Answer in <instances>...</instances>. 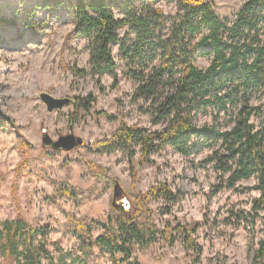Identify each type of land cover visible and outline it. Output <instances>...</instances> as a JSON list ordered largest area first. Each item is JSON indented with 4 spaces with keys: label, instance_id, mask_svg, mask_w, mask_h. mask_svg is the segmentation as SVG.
<instances>
[{
    "label": "rangeland",
    "instance_id": "374dc122",
    "mask_svg": "<svg viewBox=\"0 0 264 264\" xmlns=\"http://www.w3.org/2000/svg\"><path fill=\"white\" fill-rule=\"evenodd\" d=\"M208 1L217 15L231 24L246 0ZM43 2L0 0V224L19 215L29 228L40 229L32 243L42 245L40 254H36L41 264H114L106 252L82 245L78 234L66 226V213L106 221L114 180L127 194L134 169L138 176L136 191L144 192L152 184L165 181L181 192L169 214L159 210L161 199L152 201L158 226L162 227L165 219L202 222L194 235L201 247L197 262H193L195 255L185 251L180 241L169 246L161 240L135 249L141 264H264V259L253 261L254 250L264 238V204L254 223L235 224L231 216L239 210H251L259 191L247 187L254 185L255 178L238 182L235 189L225 187L226 176L221 177L214 163L207 160L218 143L199 139L188 155L165 145L151 154L153 162L148 164H139L138 146L132 164L122 150L105 153L88 148L95 140L109 136L121 120L148 129H161L165 123L153 124L145 111L147 104L133 100L135 83L127 74L120 42L110 45L116 80L108 73H93L88 40L77 33L70 12L64 7H44ZM136 3L161 7L168 15L178 12L174 1ZM116 16L122 14L116 12ZM126 32L127 27L120 28L119 37L123 38ZM210 59L199 50L195 53L199 67H207ZM42 91L54 97L92 95L95 100L88 110L72 102L48 112L39 98ZM247 98L250 105L263 104L264 88L252 86ZM239 105L234 98L220 112L216 106L197 110L193 123H214L221 130L228 129L234 124ZM250 122L257 127L261 117L252 115ZM43 130L52 139L72 132L83 138V144L69 151L45 149L41 146ZM88 160L105 167L112 181L92 177L84 163ZM65 180L86 189L87 198L73 200L60 194L59 183ZM118 204L121 208V202ZM98 232L95 229L93 234ZM19 245V250L25 251L24 239Z\"/></svg>",
    "mask_w": 264,
    "mask_h": 264
},
{
    "label": "trees",
    "instance_id": "16d2710c",
    "mask_svg": "<svg viewBox=\"0 0 264 264\" xmlns=\"http://www.w3.org/2000/svg\"><path fill=\"white\" fill-rule=\"evenodd\" d=\"M137 1L143 0L43 2L44 7H64L70 12L77 33L88 40L93 73H108L116 80L110 45L120 42V52L127 61V74L135 83L133 100L147 104L145 111L153 124L165 123L161 129H148L121 120L109 136L95 140L88 148L105 153L122 150L132 164L135 146H138L139 164H148L153 162L151 154L165 145L188 155L199 139L218 143L207 160L214 163L221 177L226 176L224 186L235 189L238 182L253 177L255 183L247 189L259 191L251 210L232 213V222L254 223L257 211L264 204V103L250 105L247 94L252 86L264 88V0H246L231 24L217 15L208 0H165L176 3L178 12L174 15L165 14L161 7L151 4L137 5ZM116 12L122 16H116ZM122 27H127V32L120 38L118 30ZM198 50L211 58L205 68L195 62ZM231 96L240 103L232 127L221 130L214 123L201 126L193 123L195 111L211 106H216L218 112L225 110L229 101L234 100ZM94 100L92 95L77 96L73 104L88 110ZM252 115L261 117L259 126L250 122ZM84 163L92 177L112 181L102 165L89 160ZM23 164L24 161L19 166ZM131 177L132 185L127 190L132 206L130 212L125 215L121 208L111 205L106 221L67 212L66 226L78 234L82 245L106 252L114 264L123 261L141 264L134 254L135 249L161 240L169 246L180 241L185 251L195 255L193 262H197L201 247L194 235L202 222L165 219L160 227L151 206L152 201L161 199L163 205L159 210L169 214L181 192L165 181L139 192L134 189L138 180L134 169ZM58 191L73 200L88 196L86 189L67 180L59 183ZM95 229H99L96 235L93 234ZM40 232V229L29 228L19 215L0 224L3 264H10L11 260L15 264H41L36 254H40L42 245L32 243ZM21 239L25 240V251L19 250ZM263 259L264 238L254 250L253 261Z\"/></svg>",
    "mask_w": 264,
    "mask_h": 264
},
{
    "label": "water",
    "instance_id": "95a60500",
    "mask_svg": "<svg viewBox=\"0 0 264 264\" xmlns=\"http://www.w3.org/2000/svg\"><path fill=\"white\" fill-rule=\"evenodd\" d=\"M39 98L45 104L46 110L48 112L59 110L73 102V98L71 97H54L45 91L39 93ZM82 144L83 138L75 135L72 132L61 134L56 139H52V137L46 132V130H43V134L41 137V146L45 149L54 151H69ZM118 202H121V209L126 215L130 209L131 202L129 197L123 190L120 182L115 179L113 182L111 205L115 208H120Z\"/></svg>",
    "mask_w": 264,
    "mask_h": 264
}]
</instances>
